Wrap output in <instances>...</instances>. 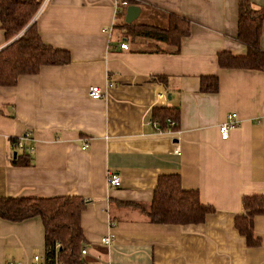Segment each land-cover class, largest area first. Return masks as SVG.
I'll list each match as a JSON object with an SVG mask.
<instances>
[{
    "label": "crops",
    "instance_id": "crops-1",
    "mask_svg": "<svg viewBox=\"0 0 264 264\" xmlns=\"http://www.w3.org/2000/svg\"><path fill=\"white\" fill-rule=\"evenodd\" d=\"M136 1L141 20L134 22L152 25L162 14L187 21L177 52L153 38L121 36L124 30L112 27L120 23L115 0L38 5L29 23L69 59L0 86V197L82 199L85 264H264V214L252 219L255 246L233 224L244 196L264 195V71L217 64L219 53H245L236 39L238 0ZM248 1L264 7V0ZM24 30L7 39L0 28V49ZM258 47L264 52V18ZM155 75L164 83L151 81ZM201 76L216 78L215 92L200 91ZM91 85L99 98L88 97ZM161 108L178 110L175 127L156 129L162 121L151 122V112ZM229 112L238 125L220 139L217 128ZM26 129L30 164L12 165L8 141ZM107 171L118 174L119 186L106 184ZM169 175L214 211L199 223L150 222L140 207ZM103 235H111L109 245L99 243ZM43 249L38 217L0 218V264H33Z\"/></svg>",
    "mask_w": 264,
    "mask_h": 264
},
{
    "label": "trees",
    "instance_id": "trees-1",
    "mask_svg": "<svg viewBox=\"0 0 264 264\" xmlns=\"http://www.w3.org/2000/svg\"><path fill=\"white\" fill-rule=\"evenodd\" d=\"M138 5L136 0H117L112 27L122 32L153 38L163 42L168 50L177 52L180 39L188 35V23L172 14L159 15V22L125 23L124 7ZM39 0H0V28L7 39L25 30L17 38L0 49V86H13L19 75L35 74L42 65H63L68 62L66 50L52 48L44 44L34 27L29 23L36 12ZM158 18V17H157ZM264 18V7L253 9L248 0H238L236 39L245 46L242 56H233L227 52L217 55V64L221 68H240L264 71V52L258 47L260 22ZM120 48V47H119ZM150 80L164 83L161 75L151 76ZM200 91L215 92L217 80L214 76H201ZM165 117H168L164 121ZM151 122L162 121L156 126L162 130L166 125L171 128L177 124L178 110L171 108L153 109ZM11 163L15 166L30 164V151L17 146V138L9 139ZM12 152H15L12 157ZM84 201L74 196L54 197H0V218L8 221H21L38 217L43 229V255L40 264H85L80 255L83 241L79 225V215ZM242 213L234 217V228L243 236L247 246H255L258 240L252 234V219L264 214V195H248L242 198ZM144 216L152 223L190 224L204 220L206 214L214 210L198 200L194 190H182L177 175L160 176L157 179L153 195L147 207H140Z\"/></svg>",
    "mask_w": 264,
    "mask_h": 264
},
{
    "label": "built area",
    "instance_id": "built-area-1",
    "mask_svg": "<svg viewBox=\"0 0 264 264\" xmlns=\"http://www.w3.org/2000/svg\"><path fill=\"white\" fill-rule=\"evenodd\" d=\"M39 1L40 2H39L38 10H40L45 5L47 0H39ZM116 3H117V0H115V10H116ZM121 5L126 6V3L122 1ZM110 28L111 27H107V28H104V30L109 31ZM118 46L121 49H126L125 43L120 42ZM87 95L88 97L92 99L99 98L101 96V90L97 85H91L87 89ZM237 125H238V118H237L236 113L235 112L227 113L225 115L224 120L222 121V123L218 125V128H217L219 138L226 139L228 137L229 131L235 128ZM30 136H31L30 130L29 129L24 130L23 133L19 137H17V146L18 147L23 146L28 151H31L32 147L29 144V142H31ZM86 147H87V143L84 142L81 145V149H85ZM105 181L109 187H117L119 186V183H120L118 174L111 172V171L106 172ZM111 241H112L111 235H103L99 238V243L102 245H109ZM79 252H80V255L85 254L86 252L85 247L81 246ZM40 260H41L40 256L38 255L33 256V262H34L33 264H40ZM94 264H107V261L99 259Z\"/></svg>",
    "mask_w": 264,
    "mask_h": 264
},
{
    "label": "water",
    "instance_id": "water-1",
    "mask_svg": "<svg viewBox=\"0 0 264 264\" xmlns=\"http://www.w3.org/2000/svg\"><path fill=\"white\" fill-rule=\"evenodd\" d=\"M140 8L137 5H127L123 12V21L125 23H131L139 14ZM15 152H12V157H14Z\"/></svg>",
    "mask_w": 264,
    "mask_h": 264
},
{
    "label": "rangeland",
    "instance_id": "rangeland-1",
    "mask_svg": "<svg viewBox=\"0 0 264 264\" xmlns=\"http://www.w3.org/2000/svg\"><path fill=\"white\" fill-rule=\"evenodd\" d=\"M141 20V16H140V18L139 17H137L136 19H135V21H140ZM134 22V21H133ZM135 23H137V22H135Z\"/></svg>",
    "mask_w": 264,
    "mask_h": 264
}]
</instances>
